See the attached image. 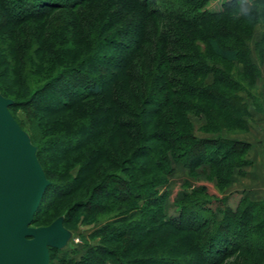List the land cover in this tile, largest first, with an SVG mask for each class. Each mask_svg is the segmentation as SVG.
<instances>
[{"label": "trees", "instance_id": "obj_1", "mask_svg": "<svg viewBox=\"0 0 264 264\" xmlns=\"http://www.w3.org/2000/svg\"><path fill=\"white\" fill-rule=\"evenodd\" d=\"M96 1L100 0H0V27L17 28L30 23L41 25L54 11L72 10ZM108 1L115 4L123 0ZM124 1L142 13L146 12L160 27V37L155 39L158 63L153 72V88L143 100L147 110L140 109L137 113L126 100L115 96L107 107L100 110L102 119L83 123L71 133L47 140L44 146H37L34 135L27 133L37 148L38 161L50 182L33 224L42 210L70 193L74 184L84 185L100 160L118 163L103 135L105 130H109L116 140L123 138L136 141L138 145L128 158L118 163V171L109 175L116 187L104 186L106 193L102 197L110 203L122 206L134 203L136 206L120 212L114 220L99 228L94 236L102 242L87 247L80 260L63 257L61 262L133 264L127 259L128 252L106 248L105 244L124 241L134 250L147 239H152L154 247L175 239L174 242L180 244L176 251L183 249L186 253L183 257L169 256L168 246L155 255L136 260V264H221L238 251L263 253L264 233L258 234L255 243L249 239L264 229V200L253 201L242 195L236 206L231 208L227 205V197L223 196L221 206L212 210L210 206L215 197L208 194L205 186L196 187L185 181L180 187L186 190L174 194L173 198L167 187L174 165L182 166L191 177L199 172L221 171L222 177H217L220 183L230 185L234 175L243 176V168L250 164L247 160L249 145L223 137L220 123L225 124L226 130L248 131L246 101L256 100L254 89L259 78V67L252 60L248 44L255 26L260 23L264 28V0H254L250 11L245 14L239 13V0L223 2L218 11L206 8L208 0ZM230 15L248 22V31L223 23L221 18ZM132 25L126 26L131 32L124 27L111 34H108L107 26L97 28L94 37H88V41L73 43L72 51L61 49V43L59 47H53L54 38L50 41L46 38L45 44L37 49L48 56L56 54L58 58L53 64L57 68L64 64L65 54L68 53V59L74 57L75 60L78 53L90 50L77 66L63 68L49 82L36 89L31 95V102L39 99L40 107L37 109L48 116H55L87 99L107 97L120 80L140 81L141 77L133 72L131 59L149 44V29L145 20ZM41 26L39 31L46 32ZM194 34L208 47L213 57L234 64L236 74L227 72L201 54L191 37ZM38 38L34 39V43L39 41ZM260 38L254 46L257 57L264 52V30ZM11 45L15 51L12 56L17 62L22 54L21 42ZM75 45L77 50L81 48L79 52L75 50ZM104 49L107 53L101 54ZM15 67L18 71V66L14 64ZM0 94L5 97L1 91ZM221 114L227 123L219 120L221 116L218 115ZM190 116L198 119L203 132L212 135L204 138L196 136ZM148 140L152 144H148ZM49 146L61 155L99 146L100 156L90 159L70 182H56L39 158L43 150H50ZM123 166L128 170L123 171ZM125 172H129V176ZM146 176L147 180H142ZM93 199V194L88 196L87 200L80 202L81 206L90 213L102 212L104 206L95 204ZM63 219L65 226L66 215ZM152 243L145 248H151ZM60 251L49 249V258L52 252Z\"/></svg>", "mask_w": 264, "mask_h": 264}, {"label": "rangeland", "instance_id": "obj_2", "mask_svg": "<svg viewBox=\"0 0 264 264\" xmlns=\"http://www.w3.org/2000/svg\"><path fill=\"white\" fill-rule=\"evenodd\" d=\"M225 1L227 0H208L206 8L210 11H218L221 4ZM253 1L254 0H239V13H248L252 7ZM233 19L234 21L232 22ZM142 20H145L147 23L146 26L149 29L148 37L150 42L149 44L144 45L141 48V51L135 54L131 59L133 72L141 77L140 81L134 82L125 79L120 80V82L114 85L109 91L107 97L103 99H87L79 103L73 109L55 116H48L37 109L38 106L40 107L39 99H34V101L31 102V95L36 89L49 82L63 68L69 66L72 67L74 65L77 66L78 62L87 56L86 52L90 50L87 49L86 52L81 51L78 53L79 55L75 60L73 59L74 57L68 59V56H66L68 53L65 54L64 64H61L62 66L57 68L53 64V61L58 58L56 54L48 56V54L46 55V52L41 54L40 49H37L41 44H45L46 38L49 41L51 38H54L55 44L53 47H59L58 45L61 43V49H67V51L69 49L72 51L73 43L88 41V37H94L97 28L102 26L106 27L109 24L110 27L108 25L106 29L109 31V34L110 32L113 33L119 31L121 30L120 28H124L128 25L133 26L132 24L138 23ZM221 20L227 25L231 23L235 26H240L244 31H248V22L238 19L236 15L223 16ZM41 25L30 23L17 28L0 27V91L4 93V98L13 101L14 105L9 109L11 116L21 125L25 132H31L34 135L37 146H44L47 140L71 133L83 123L89 122L92 119L99 121L103 116L100 114V110L107 107L110 99L115 96L122 97L126 100V102L131 104V108L135 109L137 113L140 112V109L147 110L146 106L143 104V100L146 99V94L149 93V90H152L153 88V72L155 65L158 63V60H156L157 55H155V44L157 43L155 39L158 40L160 37L158 34L160 27L156 26L157 24L153 22V19L150 18L146 12L142 13L139 9L125 3L124 0L115 4L108 0H100L78 6L72 10L54 11L41 22ZM40 26L43 27V29L45 28L44 31L46 32L39 31L38 27ZM127 29V31H132L130 28ZM263 30L264 28L260 23L255 26L252 39L248 46L252 51L253 62L261 67L264 74V52L262 55L260 54L261 56L259 57L254 53V46L256 42L261 39L260 37H262ZM54 33L56 35H54ZM90 34H92V36H89ZM36 36L37 38L39 37V41L34 43V39H37ZM191 37L194 38L196 47L201 54L205 55L217 66L225 69L227 72L236 74L234 64L213 57L209 52L208 47L202 42V40H200V38H196L195 34ZM17 41L21 42L22 54L20 59L16 62L15 57L12 56L15 51L11 44ZM220 44L227 45L226 42H220ZM76 47L77 45L74 47L75 50H77ZM45 49L47 50L46 47ZM80 49L81 48L77 51L79 52ZM106 53L107 49H104L101 54ZM6 54L9 56H6ZM259 61L262 62L260 63ZM14 64L18 66V71H16V67L14 68ZM254 93H256V89H254ZM218 116H221L219 117V120L227 123L226 118L223 117L222 114ZM147 117L149 119V116ZM190 121L192 124V130L196 136L204 138L206 135H212V133H206L200 129V123L196 117L190 116ZM224 125L223 122L220 123L221 134L228 139H236L240 137L257 139L255 138L257 136H255L254 133L258 135L259 132L262 131L261 126L255 123H252V127H250L252 133L249 132L248 135L247 133L235 131L233 129L226 130ZM154 127L152 126V128ZM216 134L217 133H213V135ZM103 135L105 136V141L108 147H111L115 159H117L119 164L121 161L128 158L138 145L136 141L123 138L116 140L115 135L109 130H105ZM147 143L152 144L151 140H148ZM249 149L247 150V157L251 158L253 157L254 152L251 153ZM99 152V146H92L68 155H61L50 148V150H43V152L40 153L39 158L48 173L55 177L54 180L56 182H70L78 176L81 168L90 159L96 155L100 156ZM118 163H109L100 160L84 185L79 186V183L76 185L74 184L70 193L61 199L55 200L50 208H45L41 211L36 223L32 225L33 227L38 228L48 226L57 218L66 215L67 222L64 227L72 233V239L64 249L60 252L51 253L49 264H68V262H61L63 257L74 261L80 260L82 255L85 254L87 247H94L102 242L100 238L94 236V233L99 228L114 220L120 212L133 209L136 206L134 203L128 206L110 203L102 197V195L106 193L104 186L108 187L109 185V187H116L115 184L111 183L112 178L109 175L118 171ZM251 168L252 166L248 168L247 171ZM122 170L126 171L128 169L123 166ZM125 174L129 176V172H125ZM218 176L222 177V172L215 170L204 173L199 172L191 177L187 170L182 166L174 165V172L169 178L167 189L171 192L173 198L174 194H180L182 191L186 190L181 189L180 184L188 181L192 186H205L208 194L215 197V200L210 206L212 210H214V207L221 206L220 199L223 196L227 197V205L234 208L244 194L242 190L246 185L250 184L246 183L247 178L235 176L230 185H223L220 183V179L217 178ZM147 178L148 177L146 176L142 180H147ZM217 188H219L220 191H218ZM161 192H163V188L161 189ZM92 194L94 197L93 202L97 205L104 206V210L100 213H90L89 211H85V208L81 206L80 202L87 200V197ZM168 206L170 207L171 205ZM171 210L173 211V209ZM261 233H264V229L259 233H254L249 240L255 243V241L258 240V234ZM174 240L175 239L166 240L156 244L154 247L152 239H147L134 250H131L132 247L126 245L124 241L117 244L109 242L106 243L105 246L110 249H123L129 253L127 259L133 262V264H136V260L155 255L168 246L170 248L167 252L169 256L183 257L186 251L183 249L176 251V249L180 247V244L174 242ZM236 240L237 242L242 243V240L239 238H236ZM150 243H152L151 248H145V246ZM173 244L174 246L171 247ZM175 244L178 246H175ZM221 264H264V252L248 253L245 251H238L229 255V257Z\"/></svg>", "mask_w": 264, "mask_h": 264}, {"label": "water", "instance_id": "obj_3", "mask_svg": "<svg viewBox=\"0 0 264 264\" xmlns=\"http://www.w3.org/2000/svg\"><path fill=\"white\" fill-rule=\"evenodd\" d=\"M12 104L0 94V264H49V249H64L72 233L63 217L32 226L50 182L37 148L9 112Z\"/></svg>", "mask_w": 264, "mask_h": 264}, {"label": "crops", "instance_id": "obj_4", "mask_svg": "<svg viewBox=\"0 0 264 264\" xmlns=\"http://www.w3.org/2000/svg\"><path fill=\"white\" fill-rule=\"evenodd\" d=\"M261 63V62H260ZM259 63V64H260ZM259 67V66H258ZM263 70L259 67V78L256 81V100L253 102L251 100H247L248 103V133L251 132L250 127H252V123H255L261 126V132L258 135L254 133L255 138L257 139H249L247 137L240 138H232V140L244 143L249 145V151L254 152L253 157H247V160L250 164L243 168L244 175H234L247 178V182L250 185H246L242 190L244 192L243 195L248 196L253 201H261L264 200V77ZM252 133V132H251ZM249 153V152H248ZM252 166V170L247 171L248 168ZM233 177V178H234ZM249 179V180H248Z\"/></svg>", "mask_w": 264, "mask_h": 264}]
</instances>
